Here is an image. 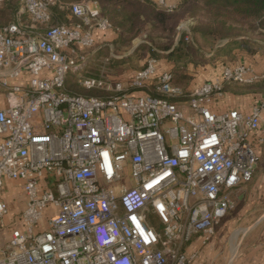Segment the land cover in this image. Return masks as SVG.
I'll use <instances>...</instances> for the list:
<instances>
[{
  "label": "built area",
  "instance_id": "1",
  "mask_svg": "<svg viewBox=\"0 0 264 264\" xmlns=\"http://www.w3.org/2000/svg\"><path fill=\"white\" fill-rule=\"evenodd\" d=\"M19 2L0 29V231L11 183L25 203L19 226L0 233V264H204L186 246L197 236L207 245L237 209L258 162L264 100L249 114L215 106L227 84L264 86V70L228 65L187 91L149 57L127 81L79 79L107 99L72 95L69 74L111 23L94 1ZM58 6L69 21L54 22Z\"/></svg>",
  "mask_w": 264,
  "mask_h": 264
},
{
  "label": "trees",
  "instance_id": "2",
  "mask_svg": "<svg viewBox=\"0 0 264 264\" xmlns=\"http://www.w3.org/2000/svg\"><path fill=\"white\" fill-rule=\"evenodd\" d=\"M71 4L82 0H57ZM99 4L103 17L109 20L112 31L96 36L97 45L113 42L116 47L129 48L134 40L146 34L150 46V57L173 63L171 74L175 82L189 83L191 76L184 71L189 65H202L204 62L217 61L225 56L231 61L239 53L247 56L264 55V43L251 36H264V0H179L174 9L159 8L153 0H87ZM20 10L19 0H7L0 9V29L8 26ZM55 23L69 21V12L55 8ZM25 18V16H24ZM186 19L191 20L188 30L178 34L177 28ZM162 33H168L170 44H159L157 39ZM251 35V36H250ZM205 37L213 42H225L215 56L208 59L195 44L197 37ZM190 38V41L186 39ZM111 62V57L107 58ZM228 66L222 64L221 67ZM216 68V67H215ZM96 77L85 78H100ZM78 71L69 74L66 93L83 97L107 99L110 92L98 89H86L78 80ZM80 79V78H79ZM180 83V84H179ZM223 94L238 96H264V86L260 84L242 86L227 84ZM155 98H161L154 95ZM183 100V99H182ZM177 102L178 100H170ZM152 227H155L151 225Z\"/></svg>",
  "mask_w": 264,
  "mask_h": 264
},
{
  "label": "crops",
  "instance_id": "3",
  "mask_svg": "<svg viewBox=\"0 0 264 264\" xmlns=\"http://www.w3.org/2000/svg\"><path fill=\"white\" fill-rule=\"evenodd\" d=\"M178 1L166 0L167 4L172 7H176ZM98 35L99 32H96V36ZM239 63L251 65L257 72H262L264 70V55L259 53L251 57L245 55V53H239L238 58L228 65L233 66ZM172 67L173 63L164 59L159 60V72L171 71ZM218 69V75L216 74L213 77L205 78L199 82L194 80L195 84L190 90L206 81L218 79L223 67ZM136 71H133L130 77ZM120 80L124 81L123 79ZM263 100L264 96L259 95L238 96L223 94L218 100L215 110H238L249 114L254 104ZM0 101H2V97H0ZM253 143L258 156V162L252 180L244 184L241 188L239 208L230 212L216 224L214 237L207 245H203L202 238L197 236L186 246V253L188 255L198 253L200 263L264 264V112L261 116V127L253 137ZM5 195L4 199L9 205V212L12 213L11 206L13 202H9V199ZM237 226L239 227L237 228ZM234 228L236 230L233 231L232 236L231 232ZM236 233L239 234L237 235V239L234 240ZM231 238L232 241L230 240ZM230 242L231 244H229ZM230 250L231 253H229Z\"/></svg>",
  "mask_w": 264,
  "mask_h": 264
},
{
  "label": "rangeland",
  "instance_id": "4",
  "mask_svg": "<svg viewBox=\"0 0 264 264\" xmlns=\"http://www.w3.org/2000/svg\"><path fill=\"white\" fill-rule=\"evenodd\" d=\"M191 20H184L179 27L177 28L178 34L189 29L191 25ZM251 36V35H250ZM253 39L264 43V36H251ZM170 38L168 33H162L160 37L157 39L159 44H170ZM114 42V41H113ZM113 42H109L108 44L96 45L95 48L82 51L81 55L85 57L86 63L82 66L81 70L78 71V80L81 77H96L104 74L105 76H109L110 78H118L128 80L133 71L139 70L145 64V60L149 58L150 51L148 49H143L144 46L147 48L150 46V42L146 40V34H143L138 39L134 40L129 48L116 47ZM225 42H213L208 38L198 36L195 44L200 47V50L204 53L208 59L215 56V52H219L225 45ZM111 57V62L107 58ZM217 61L214 62H204V64L196 66L189 65L185 71V75L191 76V80L189 83H179L181 87L185 90L189 91L191 87L195 84V81H202L205 78L213 77L214 75H218L219 69L222 64L231 63V59L225 56H220ZM216 67V68H215ZM177 84V83H176ZM125 180L131 181V177L128 173L125 175ZM5 197L9 199V202H13L11 206V211L9 217L5 221L4 231H0L1 235L9 236L12 229V224H15V227L19 226L20 222V213L24 208V194L22 188L19 183L13 182L10 185V190L6 193ZM241 193L238 196V207L240 206ZM148 221L150 225L155 226L154 229L163 237V226L159 224V222L149 214ZM239 226H237L238 228ZM236 230L234 228L231 232L233 236V231ZM236 233L234 235V240L237 239ZM230 235V234H229ZM231 236V237H232ZM228 237V236H227ZM232 241V238L230 239ZM231 244V242L229 243ZM231 253V250L230 252Z\"/></svg>",
  "mask_w": 264,
  "mask_h": 264
}]
</instances>
